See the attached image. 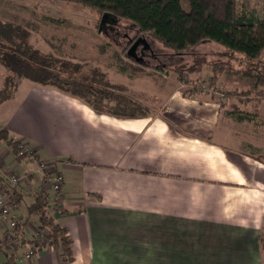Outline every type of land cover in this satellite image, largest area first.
<instances>
[{
    "label": "crops",
    "instance_id": "0c3cea01",
    "mask_svg": "<svg viewBox=\"0 0 264 264\" xmlns=\"http://www.w3.org/2000/svg\"><path fill=\"white\" fill-rule=\"evenodd\" d=\"M162 80L164 93L152 96L160 105L144 103L141 115H113L24 79L0 102V129L38 156L17 172L0 150L2 173L29 174L23 192L34 181V189L47 187L71 241L70 260L45 247L26 264H263L262 131L213 94ZM39 161L50 179L53 171L63 177L57 203ZM24 236L0 243L1 264L10 254L24 261Z\"/></svg>",
    "mask_w": 264,
    "mask_h": 264
},
{
    "label": "rangeland",
    "instance_id": "374dc122",
    "mask_svg": "<svg viewBox=\"0 0 264 264\" xmlns=\"http://www.w3.org/2000/svg\"><path fill=\"white\" fill-rule=\"evenodd\" d=\"M180 2L184 10L189 9L188 0ZM237 4L264 16V0H237ZM0 21L19 25L28 32L25 44L21 48L17 45L18 53L27 46L48 53L59 61H64L65 68L72 76L78 73L89 75L96 69L104 74L97 86L103 90L113 89L116 94L142 105L144 111L145 104L149 108L155 103L160 105L152 96L163 91V78L176 79L185 90L200 89L202 94L209 92L215 96L217 102L225 101L230 111L238 109V103H229L228 99L233 102L239 100L242 111L251 114V119L244 123L251 127L257 126L262 131L264 141V85H255L256 77L253 74L245 75L251 61L240 53L228 51L211 41H201L178 52L163 46L148 35L139 33L128 21L108 16L101 22L100 15L93 9L63 0H0ZM124 34L132 38V41L141 36L145 37L151 49L150 55L144 56L141 62L128 57L127 49L122 48L126 40ZM196 61H200L198 66L194 65ZM109 84L113 87H109ZM114 104L116 101L102 102L104 109L114 108ZM124 107L131 111L129 104ZM0 150L7 155L8 149L4 144ZM5 161L9 169L17 172L28 167L26 161L15 160L12 155L5 157ZM40 165L41 171L46 172L48 164L38 162L39 167ZM48 174L46 172L43 177ZM27 176L29 183L30 176ZM30 184L38 185L35 181ZM31 185L30 192L34 190ZM23 196V203L16 207V215H26L25 205L31 201L29 191L25 190ZM50 199L49 197V213L59 221L58 213L51 210ZM262 248L264 264V235ZM22 260L26 264L27 260Z\"/></svg>",
    "mask_w": 264,
    "mask_h": 264
},
{
    "label": "trees",
    "instance_id": "16d2710c",
    "mask_svg": "<svg viewBox=\"0 0 264 264\" xmlns=\"http://www.w3.org/2000/svg\"><path fill=\"white\" fill-rule=\"evenodd\" d=\"M63 1L89 7L100 15V19L103 14H109L117 19L128 21L137 28L139 33L148 35L163 46L178 52L195 46L201 41L219 44L228 51L240 53L250 60L251 65L245 75L253 74L256 77L255 85H264V16L256 14L254 10L240 7L237 0H188V10L182 8L180 0ZM27 36L28 32L19 25L0 21V67L2 66L3 70L0 102L14 94L20 79H28L35 83L52 85L63 92L81 98L95 109L105 110L113 115L143 114L142 105L116 94L112 91L113 89L103 90L99 85L97 86L104 74L96 69H93L92 74L89 75L78 73L72 76L65 68L64 61H59L48 53L32 49L30 46L19 50L20 53H18L17 45L21 48ZM199 62L196 61L194 65L198 66ZM109 87L113 86L109 84ZM103 101H116V104L114 108L104 109ZM127 104L132 107H128L131 111H127L126 107L123 108ZM231 114L239 121L251 119L249 112H243L240 109L231 110ZM3 144L18 161L25 158L38 159L33 151H23L20 142L12 137L6 128L0 129V148ZM41 163L39 161V164ZM0 180H2L1 175ZM18 186L6 190L12 199L11 207L13 208L23 203V190ZM29 195L31 201L25 205L26 215L15 216L13 241L23 242L24 238L27 239L24 236L25 226L27 223H32L42 235V240L34 245L31 244L32 239L28 238V245H31L34 252L45 247H59L61 259L70 260V237L66 228L56 222L49 213L48 192L38 188ZM263 235L262 230L260 233L262 251ZM10 259L11 262L2 264H14L16 256L10 254Z\"/></svg>",
    "mask_w": 264,
    "mask_h": 264
},
{
    "label": "built area",
    "instance_id": "2783aa9c",
    "mask_svg": "<svg viewBox=\"0 0 264 264\" xmlns=\"http://www.w3.org/2000/svg\"><path fill=\"white\" fill-rule=\"evenodd\" d=\"M20 147L23 149V151H30L26 148H23V146L20 144ZM40 168L42 169V165H40ZM0 175L2 176V180H0V189H4L3 193L0 195V228L2 229L1 233L2 236L0 238V243L4 240L7 242L13 241V229L16 226V220L15 216L11 213V202L12 199L10 195L6 192L7 189L11 187H15L21 183H26V176L20 175V174H11V173H2L0 169ZM47 179H50L49 176H47ZM51 182H49V189L52 192V201L53 203H57L59 201V194L61 191L62 183H63V177L60 172L53 171L52 177L50 179ZM40 188H43L50 194L47 187L44 185ZM26 231L29 233L30 238L32 239L31 244L34 245L37 241H41L42 235L39 234L37 229L31 225V223H27ZM30 244V243H29ZM34 254V249L31 247V245L27 246L26 251L19 256L18 260L21 261L22 259H30L32 255ZM1 264V263H0Z\"/></svg>",
    "mask_w": 264,
    "mask_h": 264
},
{
    "label": "flooded vegetation",
    "instance_id": "af4514ba",
    "mask_svg": "<svg viewBox=\"0 0 264 264\" xmlns=\"http://www.w3.org/2000/svg\"><path fill=\"white\" fill-rule=\"evenodd\" d=\"M123 37L126 38V40L122 48L127 49L126 55L128 57H132L135 60L141 62L143 61L142 59L144 56L150 55L151 49L145 37L141 36L142 38L138 40V43L129 52H128L129 48L139 37L134 39V41H132V38H129L127 34H124Z\"/></svg>",
    "mask_w": 264,
    "mask_h": 264
},
{
    "label": "water",
    "instance_id": "95a60500",
    "mask_svg": "<svg viewBox=\"0 0 264 264\" xmlns=\"http://www.w3.org/2000/svg\"><path fill=\"white\" fill-rule=\"evenodd\" d=\"M108 16H113V15H109V14H103L102 18H101V22L103 21V19L107 18ZM115 17V16H113ZM142 37H139L137 40H135V42L131 45V47L129 48L128 52L134 48V46L138 43V40L141 39Z\"/></svg>",
    "mask_w": 264,
    "mask_h": 264
}]
</instances>
